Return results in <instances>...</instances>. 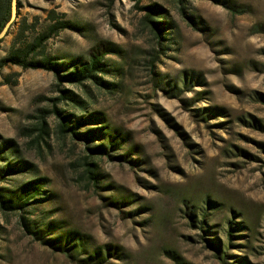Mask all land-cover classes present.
<instances>
[{
	"label": "rangeland",
	"instance_id": "1",
	"mask_svg": "<svg viewBox=\"0 0 264 264\" xmlns=\"http://www.w3.org/2000/svg\"><path fill=\"white\" fill-rule=\"evenodd\" d=\"M149 5L171 27L162 50L143 20ZM179 7L175 0H16V24L0 39V145L11 142L13 151L0 167L16 168L0 188L42 185L30 207L0 209V264H86L106 245L118 256L100 264H264V0H184V14ZM51 11L71 28L45 42L49 56L70 65L105 53L100 77L112 88L88 84L87 109L68 108L101 119L80 132L107 126L121 144L109 150L113 157L93 158L96 186L83 174L86 143L62 138L53 116L49 135L40 147L34 142L39 115L57 96L53 73L1 63L19 23L33 39L55 23ZM69 233L85 251L53 248ZM207 238L219 240L221 254Z\"/></svg>",
	"mask_w": 264,
	"mask_h": 264
},
{
	"label": "trees",
	"instance_id": "2",
	"mask_svg": "<svg viewBox=\"0 0 264 264\" xmlns=\"http://www.w3.org/2000/svg\"><path fill=\"white\" fill-rule=\"evenodd\" d=\"M11 1L12 0H0V32L9 22L11 18ZM140 1V0H135ZM180 6L179 10L184 14L183 3L184 0H175ZM145 12L143 20L146 26L153 34L156 39L160 49L162 50V42L169 41L168 32L171 28L165 21H161L163 18V11L156 5H149L141 9ZM53 11L49 14V19L55 21L52 25L47 27L44 31L38 33V35L29 39L25 35L26 28H28L26 21H21L18 25V31L15 34L12 45L10 47L7 59L1 61L3 65H15L22 69H33V70H45L52 72L55 77V86L57 96L49 99L50 109L43 111L39 115V121L37 124L38 135L34 139V142L40 147L41 141L49 135L48 125L46 119L49 116H53L56 120L57 132L62 138H72L79 139L86 143V151L88 155L85 157L83 163V174L86 176L92 185L96 186L99 181V173L97 172V164L93 161L94 157H100L101 155H111V151L114 148L120 147L121 144L115 145V139L110 135L107 126L88 128L84 133L80 132V128L88 124H93L91 120H101L97 118V114H91L87 118H82L77 116L68 110L69 107L73 109H78L79 111H85L88 105V98L90 97V91L88 89L89 85L95 86L97 89H111L112 84L104 81L100 75L106 73V65L103 62L104 52L92 51L88 62L77 59L75 63L64 64L57 62L54 58L49 56L45 50V42L52 37V35L58 33L63 29H70L71 24L68 21L58 20L54 16ZM16 24V20L11 24L6 36L10 33L12 26ZM1 41V40H0ZM66 86H72L79 91L84 92L86 97L82 96L80 93L73 89H68ZM86 121V122H85ZM100 140L101 144L95 146L91 145L93 140ZM106 141V142H105ZM105 142V143H104ZM11 142H4L0 145V162L4 161L3 156L8 151L11 150ZM13 151H10L12 153ZM92 159V160H91ZM95 159V158H94ZM21 162V161H17ZM16 166L13 164H7L5 167H0V181L5 180L7 174H11L15 170ZM41 180H33L18 186L16 189H11L6 193H3L0 188V209L3 211H23L27 207H30L31 201L35 200V197L40 195L39 187L42 185ZM4 191V190H3ZM7 193L9 196H7ZM193 218V215L191 216ZM21 224L25 229L30 231L29 222L26 221L25 217L20 215ZM194 221V220H193ZM196 221V220H195ZM234 226L230 223L229 229L227 230V236L229 241L232 240L235 232ZM32 234L35 231H30ZM74 234L69 233L67 235L66 243L60 248L63 252L70 251H85V245L83 244L82 238L76 239L78 242L73 243L75 240ZM53 242L52 240L47 241L49 245ZM57 243V240L54 241ZM206 242L209 244L216 253L221 254V249L219 246V240L217 238H207ZM54 243V244H55ZM70 243V244H69ZM105 254H102V248H95L90 255L87 256L84 262L86 264H98L104 262L103 260L109 256H118L117 247H112L109 245L105 246ZM224 264H228L224 258L222 259Z\"/></svg>",
	"mask_w": 264,
	"mask_h": 264
},
{
	"label": "water",
	"instance_id": "3",
	"mask_svg": "<svg viewBox=\"0 0 264 264\" xmlns=\"http://www.w3.org/2000/svg\"><path fill=\"white\" fill-rule=\"evenodd\" d=\"M16 17V0L11 1V18L9 22L5 25V27L0 32V39L6 36L11 24L15 21Z\"/></svg>",
	"mask_w": 264,
	"mask_h": 264
}]
</instances>
